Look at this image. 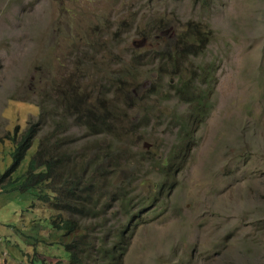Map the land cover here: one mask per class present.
Segmentation results:
<instances>
[{
	"label": "rangeland",
	"instance_id": "obj_1",
	"mask_svg": "<svg viewBox=\"0 0 264 264\" xmlns=\"http://www.w3.org/2000/svg\"><path fill=\"white\" fill-rule=\"evenodd\" d=\"M160 16L174 26L203 20L214 36L192 67L177 69L216 61L211 113L179 169L173 152L187 106L169 87L173 64L161 69L155 59ZM94 118L105 123L92 136ZM31 122L47 139L60 128L69 175L78 162L84 176L99 144L107 150L101 173L131 181L133 203H146L117 252L122 264H264V0H214L206 11L199 0H0V178L12 163L11 137ZM1 187L0 264H68L57 212L33 191ZM99 205L102 213L82 224L95 241L127 221L121 207Z\"/></svg>",
	"mask_w": 264,
	"mask_h": 264
},
{
	"label": "trees",
	"instance_id": "obj_2",
	"mask_svg": "<svg viewBox=\"0 0 264 264\" xmlns=\"http://www.w3.org/2000/svg\"><path fill=\"white\" fill-rule=\"evenodd\" d=\"M199 2L202 3L203 11H206L212 7L214 0H199ZM205 23L203 20L193 18L185 24L178 25L175 23L174 26L171 20L165 16H160L157 20L155 19V22H152L154 26L152 25L151 35L155 36V59L160 61L161 69H168V64H173V73H167L170 74L169 87L175 88L173 84L176 85L175 92L181 96V99L184 100L182 103L187 106L185 114L179 117L183 129L179 136L180 144L173 152L175 154L173 160H176L178 169L183 164L179 160L180 154H183L182 158H188L187 143L196 141L200 125L207 120L212 110L210 98L216 85L211 64H216V61L211 60L212 62L208 64H200L195 67V70L192 68L182 72L177 70L179 65L186 62L192 67L190 62H192L193 57L199 56L200 50L203 51L208 42L213 39L214 36ZM178 29H180L179 32ZM149 32L147 27L141 30L143 38L151 42L152 37L147 34ZM173 46L174 49H172ZM215 66L217 68V65ZM149 77L154 79L151 75L147 78ZM157 77L162 78V74L155 75V81H153L155 91L160 86ZM186 88L189 89V92L186 91ZM91 112L96 114L97 110L92 109ZM97 122L105 123L104 120H92L89 132L92 136L103 133L102 130H99ZM40 127V122H31L20 136H17L19 127L16 128L11 137L14 142L12 163L0 178L1 188L4 191L17 189L21 193L33 191L34 195L40 197L57 212L55 216H52L53 225L56 229L64 231V239H66L64 245L69 252L68 264H122V259L118 258L117 252L121 249H127L129 235L127 236L125 232L131 231V226L140 216L139 208L146 203L143 201L133 203L132 191L130 190L131 181H126L120 177L116 180L107 170L101 173L102 159L107 150L99 144L95 147L96 157L92 160L88 158L84 162V176L79 175L74 170L81 167L78 162L71 172L72 175H69L67 171V165L70 164L69 153L64 149L63 152H60L61 148L57 147L55 141L59 140L60 128L55 127L53 137L47 139L39 137ZM37 139V149L28 160V154ZM114 145L112 143L111 148ZM82 157L81 154V161L83 162ZM26 159L29 162L27 171L21 176L18 174L15 178V172ZM59 176L62 180L61 184L55 183ZM43 186L47 189L45 193H41ZM107 199L110 202L104 203L110 205L108 210L114 211L120 207L124 210L127 216L126 228L125 230H117V233L112 234V236L106 234L99 241H95L88 233L94 228L91 226L85 228L82 224L87 219L98 217L97 213L101 214L103 211L99 203L103 205L104 203L101 201ZM155 200L157 199H153L152 202ZM122 223L124 224V222ZM104 228L105 225L101 223L98 233H104L106 231ZM23 264L30 263L24 259Z\"/></svg>",
	"mask_w": 264,
	"mask_h": 264
}]
</instances>
